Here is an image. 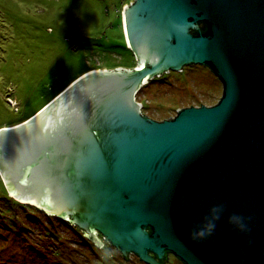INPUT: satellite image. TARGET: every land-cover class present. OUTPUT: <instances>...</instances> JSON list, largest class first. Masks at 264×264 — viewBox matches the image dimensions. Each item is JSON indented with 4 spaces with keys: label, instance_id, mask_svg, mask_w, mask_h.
I'll return each mask as SVG.
<instances>
[{
    "label": "water",
    "instance_id": "obj_1",
    "mask_svg": "<svg viewBox=\"0 0 264 264\" xmlns=\"http://www.w3.org/2000/svg\"><path fill=\"white\" fill-rule=\"evenodd\" d=\"M122 17L134 67L91 70L0 126L10 194L148 264L166 251L186 264H264V0H135ZM191 64L221 79L219 102L162 121L143 113L145 81ZM217 204L213 234L193 241Z\"/></svg>",
    "mask_w": 264,
    "mask_h": 264
},
{
    "label": "rangeland",
    "instance_id": "obj_2",
    "mask_svg": "<svg viewBox=\"0 0 264 264\" xmlns=\"http://www.w3.org/2000/svg\"><path fill=\"white\" fill-rule=\"evenodd\" d=\"M131 1L0 0V126L28 120L91 70L134 67L122 29ZM223 93L210 67L191 64L154 77L136 100L162 121L178 108L212 106ZM103 245L69 219L13 197L0 176V264H146Z\"/></svg>",
    "mask_w": 264,
    "mask_h": 264
},
{
    "label": "clouds",
    "instance_id": "obj_3",
    "mask_svg": "<svg viewBox=\"0 0 264 264\" xmlns=\"http://www.w3.org/2000/svg\"><path fill=\"white\" fill-rule=\"evenodd\" d=\"M223 210V205H213L204 221L200 225L194 226L190 231V238L193 241H202L211 236L215 230L216 221L220 219V214ZM228 221L241 233L249 231V226L245 221V217L239 214L233 213L229 215Z\"/></svg>",
    "mask_w": 264,
    "mask_h": 264
},
{
    "label": "flooded vegetation",
    "instance_id": "obj_4",
    "mask_svg": "<svg viewBox=\"0 0 264 264\" xmlns=\"http://www.w3.org/2000/svg\"><path fill=\"white\" fill-rule=\"evenodd\" d=\"M203 24V26H205V25H207L206 23H204V22H201V25ZM123 26V25H122ZM122 29H123V27H122ZM123 32H124V29H123ZM126 40V39H125ZM133 54V53H132ZM134 56V55H133ZM135 58V57H134ZM83 232L84 233H86L84 230H83ZM99 233V232H98ZM99 234H101V233H99ZM102 235V234H101ZM87 236V235H86ZM88 237V236H87ZM102 238H105L104 237V235H102ZM106 239V238H105ZM107 240V239H106ZM97 243V242H96ZM98 244V243H97ZM116 248V247H115ZM118 251L121 253V255L124 257V255L122 254V252L118 249ZM131 254H134V253H130L127 257H125V259H130V255ZM139 260H141L142 262H144L137 254H134ZM153 255L155 256V257H157L156 256V254H154L153 253ZM161 260V262H162V264H171V262L173 261V260H175V262H174V264H186L184 261H182L179 257H177L173 252H171V251H166V253H165V256H164V258L163 259H160ZM144 263H146V262H144ZM146 264H148V263H146Z\"/></svg>",
    "mask_w": 264,
    "mask_h": 264
},
{
    "label": "trees",
    "instance_id": "obj_5",
    "mask_svg": "<svg viewBox=\"0 0 264 264\" xmlns=\"http://www.w3.org/2000/svg\"><path fill=\"white\" fill-rule=\"evenodd\" d=\"M200 24V29H193L192 30V32L194 33V34H199V33H201V32H206V30H207V28H208V26L207 25H205V26H203V24L201 25V22L199 23ZM133 55V54H132ZM40 110V109H39ZM38 110V111H39ZM37 111V112H38ZM37 112H35L34 114H36ZM107 243H109V242H107ZM110 244V243H109Z\"/></svg>",
    "mask_w": 264,
    "mask_h": 264
},
{
    "label": "built area",
    "instance_id": "obj_6",
    "mask_svg": "<svg viewBox=\"0 0 264 264\" xmlns=\"http://www.w3.org/2000/svg\"><path fill=\"white\" fill-rule=\"evenodd\" d=\"M100 241L102 242V245H103V241H104V245H106V243L108 242L105 238H103V241H102V239H100Z\"/></svg>",
    "mask_w": 264,
    "mask_h": 264
},
{
    "label": "bare ground",
    "instance_id": "obj_7",
    "mask_svg": "<svg viewBox=\"0 0 264 264\" xmlns=\"http://www.w3.org/2000/svg\"><path fill=\"white\" fill-rule=\"evenodd\" d=\"M148 82H150V81H145L144 85H146Z\"/></svg>",
    "mask_w": 264,
    "mask_h": 264
}]
</instances>
